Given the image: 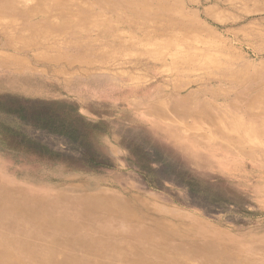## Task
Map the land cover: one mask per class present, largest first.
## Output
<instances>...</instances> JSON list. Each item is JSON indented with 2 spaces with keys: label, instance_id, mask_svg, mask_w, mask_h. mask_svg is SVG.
I'll return each instance as SVG.
<instances>
[{
  "label": "rangeland",
  "instance_id": "1",
  "mask_svg": "<svg viewBox=\"0 0 264 264\" xmlns=\"http://www.w3.org/2000/svg\"><path fill=\"white\" fill-rule=\"evenodd\" d=\"M0 264H264V0H0Z\"/></svg>",
  "mask_w": 264,
  "mask_h": 264
},
{
  "label": "bare ground",
  "instance_id": "2",
  "mask_svg": "<svg viewBox=\"0 0 264 264\" xmlns=\"http://www.w3.org/2000/svg\"><path fill=\"white\" fill-rule=\"evenodd\" d=\"M120 26L121 27H123V24L121 23L120 24ZM135 33H140L142 36L145 34V33H143V32H141V31H134ZM145 36V35H144ZM212 120V119H211ZM237 126H238V124H237ZM241 130H239L237 127H236V130L238 131V132H240V131H242V133L243 134H245V133H247L248 131H251L252 130V125H249V126H246V125H244L243 123H240V127H239ZM240 142V141H239ZM216 169V168H215ZM240 185V184H239ZM251 193V192H250ZM262 195V194H261Z\"/></svg>",
  "mask_w": 264,
  "mask_h": 264
},
{
  "label": "trees",
  "instance_id": "3",
  "mask_svg": "<svg viewBox=\"0 0 264 264\" xmlns=\"http://www.w3.org/2000/svg\"><path fill=\"white\" fill-rule=\"evenodd\" d=\"M43 119H45V118H43Z\"/></svg>",
  "mask_w": 264,
  "mask_h": 264
}]
</instances>
